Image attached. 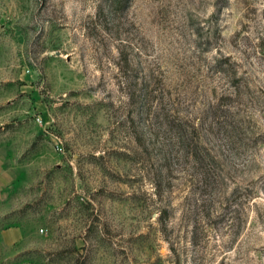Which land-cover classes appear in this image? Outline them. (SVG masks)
Masks as SVG:
<instances>
[{
	"label": "rangeland",
	"instance_id": "rangeland-1",
	"mask_svg": "<svg viewBox=\"0 0 264 264\" xmlns=\"http://www.w3.org/2000/svg\"><path fill=\"white\" fill-rule=\"evenodd\" d=\"M0 264H264V0H0Z\"/></svg>",
	"mask_w": 264,
	"mask_h": 264
}]
</instances>
